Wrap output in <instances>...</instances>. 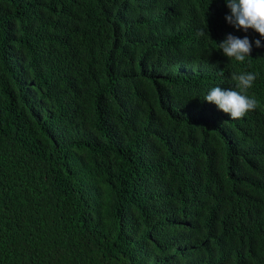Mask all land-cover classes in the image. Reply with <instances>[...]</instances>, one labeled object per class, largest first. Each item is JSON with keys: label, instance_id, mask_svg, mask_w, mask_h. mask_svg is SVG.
<instances>
[{"label": "trees", "instance_id": "obj_1", "mask_svg": "<svg viewBox=\"0 0 264 264\" xmlns=\"http://www.w3.org/2000/svg\"><path fill=\"white\" fill-rule=\"evenodd\" d=\"M228 14L0 0V264H264V38ZM234 72L258 102L235 120L203 101Z\"/></svg>", "mask_w": 264, "mask_h": 264}, {"label": "clouds", "instance_id": "obj_2", "mask_svg": "<svg viewBox=\"0 0 264 264\" xmlns=\"http://www.w3.org/2000/svg\"><path fill=\"white\" fill-rule=\"evenodd\" d=\"M230 10V14L225 16L228 24L237 31L243 30L247 33L250 29L257 32L264 38V0H225ZM205 29L198 31L199 36H210ZM218 48L229 60H235L244 63L246 58H250L253 51V43L245 36L228 34L226 38L217 42ZM255 47H264L261 39L255 40ZM254 73H232L230 82L234 84L233 88L223 89L219 86L212 88L203 101L215 104L230 119H243L249 112L256 110L258 102L254 97L247 95L248 89L253 86L256 80Z\"/></svg>", "mask_w": 264, "mask_h": 264}]
</instances>
